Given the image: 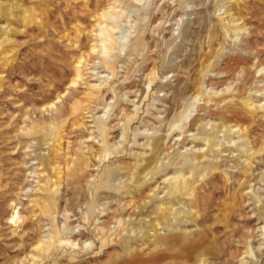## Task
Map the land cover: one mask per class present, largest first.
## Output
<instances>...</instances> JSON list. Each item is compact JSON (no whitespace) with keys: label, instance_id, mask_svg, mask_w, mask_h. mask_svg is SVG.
I'll return each mask as SVG.
<instances>
[{"label":"rangeland","instance_id":"1","mask_svg":"<svg viewBox=\"0 0 264 264\" xmlns=\"http://www.w3.org/2000/svg\"><path fill=\"white\" fill-rule=\"evenodd\" d=\"M0 264H264V0H0Z\"/></svg>","mask_w":264,"mask_h":264},{"label":"bare ground","instance_id":"2","mask_svg":"<svg viewBox=\"0 0 264 264\" xmlns=\"http://www.w3.org/2000/svg\"><path fill=\"white\" fill-rule=\"evenodd\" d=\"M102 36H103V38H102V40H103V42L108 46V45H112V43H113V36H112V31L111 30H109V29H104L103 30V32H102ZM94 49V48H93ZM95 50V49H94ZM94 50H93V53H94ZM106 50V49H105ZM95 54H96V52H95ZM88 56V55H87ZM83 59V58H82ZM81 59V60H82ZM80 61V60H79ZM88 62V61H87ZM86 63V62H85ZM76 65H78V64H76ZM86 65H81L80 64V66H78V67H76L77 69H76V79H73L72 81H71V86L73 85V86H75L78 82V80L77 79H80L81 78V76H82V71H83V68L85 67ZM80 81V80H79ZM77 86V85H76ZM57 102V101H56ZM195 160V159H194ZM196 161V160H195ZM173 186V185H172ZM184 186V184H182V183H177V186H176V188L177 189H181L182 187ZM174 188H175V186H174ZM173 188V189H174ZM184 189L183 190H186L187 189V186L185 187H183ZM193 204V203H192ZM160 225V224H159ZM157 226V225H156ZM141 230V229H140ZM178 231V230H177ZM188 231V230H187ZM252 251V250H251ZM255 262V261H254ZM257 262V261H256Z\"/></svg>","mask_w":264,"mask_h":264}]
</instances>
